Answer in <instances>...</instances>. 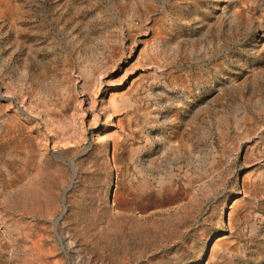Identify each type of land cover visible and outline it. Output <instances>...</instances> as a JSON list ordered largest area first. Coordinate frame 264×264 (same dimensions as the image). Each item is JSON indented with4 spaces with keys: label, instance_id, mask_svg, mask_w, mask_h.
I'll list each match as a JSON object with an SVG mask.
<instances>
[{
    "label": "rangeland",
    "instance_id": "obj_1",
    "mask_svg": "<svg viewBox=\"0 0 264 264\" xmlns=\"http://www.w3.org/2000/svg\"><path fill=\"white\" fill-rule=\"evenodd\" d=\"M0 264H264V0H0Z\"/></svg>",
    "mask_w": 264,
    "mask_h": 264
},
{
    "label": "crops",
    "instance_id": "obj_2",
    "mask_svg": "<svg viewBox=\"0 0 264 264\" xmlns=\"http://www.w3.org/2000/svg\"><path fill=\"white\" fill-rule=\"evenodd\" d=\"M62 163H64V164H66V162H64V161H62V160H60ZM67 165L69 166V168H70V171H71V176H72V168H71V166H73L74 168H75V166H74V163H72V162H69V163H67ZM75 171H76V169H75ZM76 174H77V171H76ZM75 177H76V175H75ZM75 179V178H74ZM74 179H73V181L71 182V178H70V181H69V184H68V186L65 188V190L63 191V194H62V198H61V202H62V205H63V213H62V215L57 219V221H56V226L58 225V223L61 221V223L63 224L64 222V218L62 217L64 214H66L67 213V211H70V205H69V202H68V198H66L67 196H68V192L70 191V189H71V187H72V184H73V182H74ZM108 205H109V207L112 209L111 210V216H112V218H113V216H114V209L112 208L113 207V202H112V189H111V192H110V195H109V202H108ZM66 206V207H65ZM67 210V211H66ZM115 215H117V213H115ZM95 217H92V221L93 222H95ZM100 225H103V221L101 220V222L99 223Z\"/></svg>",
    "mask_w": 264,
    "mask_h": 264
},
{
    "label": "water",
    "instance_id": "obj_3",
    "mask_svg": "<svg viewBox=\"0 0 264 264\" xmlns=\"http://www.w3.org/2000/svg\"><path fill=\"white\" fill-rule=\"evenodd\" d=\"M71 168H72V176H71V182H72L73 179L75 178L76 171H75V168L73 166H71Z\"/></svg>",
    "mask_w": 264,
    "mask_h": 264
}]
</instances>
